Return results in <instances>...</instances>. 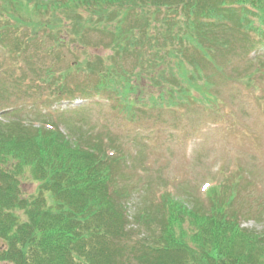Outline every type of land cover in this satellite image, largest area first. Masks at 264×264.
Returning a JSON list of instances; mask_svg holds the SVG:
<instances>
[{"label": "trees", "instance_id": "16d2710c", "mask_svg": "<svg viewBox=\"0 0 264 264\" xmlns=\"http://www.w3.org/2000/svg\"><path fill=\"white\" fill-rule=\"evenodd\" d=\"M3 2L0 11L12 26H15V18L9 5L11 2L14 9L18 5L30 10L41 9L44 13L59 9L66 19L52 17L50 28L66 27V23L73 22V38L82 46L90 43L98 48L107 40L116 46L118 56H135L132 71L121 69V73L118 67L110 66L104 76L98 75L96 87L69 89V95L80 93L85 98L92 96L90 90L92 94H100L104 93L101 92L103 88L106 91L115 89L119 104L128 107L125 105L122 110H129L131 115H136L142 108L150 111L151 106L185 108L189 102H197L208 108L221 102L216 89V73L220 65L213 57L223 46L214 30L224 31L227 38L241 40L249 64L261 58L259 66L255 68L253 64L245 70L244 78L250 84L247 87L254 85L256 75H264L259 70L264 63V0ZM45 26L44 22H35L33 27L30 25L27 28L30 35L27 41H23L26 42L24 47L16 35L14 47L20 48L17 53H25V46L37 41L40 27L47 33ZM176 27L181 29L180 38L174 36L178 32L174 30ZM159 35L179 41L181 54L186 57L190 68L179 70L180 81H174L177 88L168 79L156 83L151 105L146 108L129 96L135 90L131 79H138L144 71H157V66L166 62L167 52L174 59L181 55L176 49L157 45L150 48L140 43L141 37ZM92 37L98 40L93 41ZM2 38L0 33V43H3ZM230 38L224 46L233 51L235 48ZM210 40L217 41V47L206 44ZM182 55L172 65L167 63L162 70L164 77L169 78L176 66H185ZM89 63L90 58L86 61ZM223 65L226 66V61ZM93 69L96 71V66ZM16 70L20 73L15 84L23 86L29 81V75L19 66ZM63 71L59 70L58 75H63ZM46 73L51 72L47 70ZM53 73L57 75L55 71ZM223 75L224 72L219 78ZM117 79L118 84H110V80ZM239 80L243 81L242 77ZM104 148L100 140L83 145L76 137L65 134L52 124L29 127L24 123L0 120V262L264 264V232L259 234L242 228L240 219L245 214L234 205L239 192L234 181H219L207 188L209 206L205 208L199 202H190L191 207L187 201L165 194L154 213L143 211L142 215L139 214L144 220L143 232L139 229L141 223L138 222L137 228L129 225L125 205L127 192L123 191L119 179L121 173L117 170L120 157L115 151H105ZM26 177L37 183L36 191L28 195L23 189ZM186 220L191 222L190 231L185 227Z\"/></svg>", "mask_w": 264, "mask_h": 264}, {"label": "rangeland", "instance_id": "374dc122", "mask_svg": "<svg viewBox=\"0 0 264 264\" xmlns=\"http://www.w3.org/2000/svg\"><path fill=\"white\" fill-rule=\"evenodd\" d=\"M9 5L15 26L0 11V33L3 35L0 90L4 93L1 92L0 97V120L24 123L29 127L52 124L76 137L83 145L100 140L105 151H115L120 157L117 170L121 173V186L127 192L125 205L130 227L137 228L139 222L142 226L139 229L144 232V220L139 214L143 211L154 213L167 193L187 201L191 207L190 202H199L205 208L209 206L207 188L219 181L230 180L239 189L234 205L245 214L240 219L242 228L259 234L264 232V75H256L254 85L247 87L250 84L244 78L245 70L253 64L256 68L262 60L246 62L245 44L241 40L229 36L235 49L228 51L224 46L230 41L226 33L214 30L223 46L213 57L220 65L216 73L220 103H213L208 108L197 102H189L185 108L151 106L150 111L142 108L136 115H131L129 110H122L126 104H119L115 89L106 91L103 88L101 92L104 93L100 94H92L90 90L92 96L89 98L80 93L69 95V89L96 87L98 75L104 76L110 66L118 67L121 73V69L132 71L135 56H118L116 46L107 40L98 48L90 43L82 46L73 38V22L66 23V27L50 28L52 17L66 19L59 9L44 13V10H30L20 5L14 9L12 2ZM3 6L4 2L0 0V9ZM35 22H44L47 33L40 27L37 41L26 45L25 53L18 54L20 48L14 47L16 35L24 47L26 42L23 41L30 35L27 28L33 27ZM174 30L178 31L174 36L180 38L181 29L176 27ZM167 35L141 37L140 43L150 48L157 45L176 49L181 54L179 41L170 40ZM91 40L98 39L92 37ZM210 41L206 44L217 47V41ZM180 57L171 58L167 52L166 62L157 66V71H144L138 79H131L135 90L129 96L135 103L149 108L146 105H151L156 83L166 79L177 88L174 81H180L179 70L190 68L186 57L182 55L186 67L176 66L169 78L162 75V70L167 63L172 65ZM89 58L91 63L86 64ZM225 61L226 66L223 65ZM262 64L259 70L264 72ZM18 66L30 78L23 86L15 84L20 73L16 70ZM47 70L51 73H46ZM59 70H64V74L58 75ZM53 71L57 75L52 74ZM222 72L224 75L219 78ZM239 76L243 81L240 82ZM119 79L110 80V84H118ZM60 89L61 93L57 94ZM33 182L27 177L24 179L23 189L27 195L37 189V183ZM190 224V220L185 221L188 231Z\"/></svg>", "mask_w": 264, "mask_h": 264}]
</instances>
